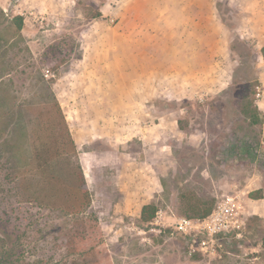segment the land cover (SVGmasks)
Masks as SVG:
<instances>
[{"label":"rangeland","instance_id":"1","mask_svg":"<svg viewBox=\"0 0 264 264\" xmlns=\"http://www.w3.org/2000/svg\"><path fill=\"white\" fill-rule=\"evenodd\" d=\"M172 6L0 0V254L7 239L23 260L47 264H264V197L248 196L264 188V37L254 4L244 18L216 0L214 21L194 15L204 25L197 35L183 34L190 13L182 20ZM95 9L102 16L89 19ZM174 59L178 68L166 67ZM46 82L75 142L87 204L75 157L57 151ZM249 103L259 123L243 113ZM46 145L49 168L35 156ZM131 162L145 182L127 179ZM154 188L149 203L164 223L237 196L243 239L203 254L176 232H144L149 220L134 207Z\"/></svg>","mask_w":264,"mask_h":264},{"label":"built area","instance_id":"2","mask_svg":"<svg viewBox=\"0 0 264 264\" xmlns=\"http://www.w3.org/2000/svg\"><path fill=\"white\" fill-rule=\"evenodd\" d=\"M147 226L148 229L143 230L144 232L160 235L170 231L180 234L187 239L190 252L216 254L220 239H243L246 221L237 196L225 195L203 217L180 216L172 223H164L161 211L156 210Z\"/></svg>","mask_w":264,"mask_h":264},{"label":"trees","instance_id":"3","mask_svg":"<svg viewBox=\"0 0 264 264\" xmlns=\"http://www.w3.org/2000/svg\"><path fill=\"white\" fill-rule=\"evenodd\" d=\"M102 16V12L100 9H95L93 10L90 15L88 16L89 19H95ZM15 19H18L17 22V27L18 29H21L22 26V17L21 16H16ZM260 52L262 54L263 60H264V45L261 46ZM46 88L49 90V94L51 95V98L53 102H51V110H53V114L59 119V121L54 125L51 124L50 128L54 132V137L57 141L62 142V147H57V151L59 153H66L68 155H73L75 157L74 163H71L73 165V171L71 172L72 176L75 178V182L78 185V189L80 190V193L82 194V197L84 199V203H89V194H88V189L86 185V179L84 172L80 166V162L78 160L77 154H76V145L74 140L72 139L71 133L69 131V128L66 124L64 114L62 112L61 106L59 102L57 101L54 93L50 90V86L48 83H44ZM249 109L246 107L243 109V113L248 114L252 118L251 122L253 123H259L261 120L258 117V111L259 108L256 105H252V103H249L247 106H249ZM54 123V122H53ZM58 128L60 131H58ZM63 137L65 139H63ZM254 144V143H253ZM252 143H248V147L245 148V150H250L252 151L254 149V145ZM49 146H42L40 149H35V156L40 160V165L41 166H48L45 168H49L52 166L51 161L48 160L51 158V154H49ZM256 150V148L254 149ZM71 151V152H70ZM67 166L70 167V162H67ZM71 170V169H70ZM249 198L252 199H257V198H262L264 197V188H259L254 191H251L248 193ZM38 200V199H36ZM57 203V201H56ZM42 205V201L39 203ZM213 206H207L206 208H203L201 211L196 212V215H193L194 217H203L207 215L211 210ZM156 211V206L154 203H148L142 206L140 215L141 218L144 220H150L154 213ZM264 221V219H262ZM2 245H4V248L2 247V251L0 254V264H47V262H43L42 260L38 261H25L21 258V256L16 253V251H13V243L8 241L7 239H1ZM238 241V240H235ZM240 241V240H239ZM262 248H264V240L262 241Z\"/></svg>","mask_w":264,"mask_h":264},{"label":"crops","instance_id":"4","mask_svg":"<svg viewBox=\"0 0 264 264\" xmlns=\"http://www.w3.org/2000/svg\"><path fill=\"white\" fill-rule=\"evenodd\" d=\"M229 1L235 3L238 6V8H240V10L242 12L244 11L245 5H247L249 3L254 4L253 9H254V13H255V18L260 21V29H258V34L260 36L264 37V0H229ZM162 3L167 4V5H173L172 7L174 9V12L177 14L181 13L183 15L182 20H188L187 15H188V13H190V20L188 22L182 21L181 30L183 31L184 35H186V34L197 35V33H198L197 29L201 30L200 26H204V25H202V23L200 22L199 19L195 18V16H194L195 14L200 13L203 15V17L205 16L206 19H210V20L214 21V15H213L214 12H210V14H209L208 9L210 7V11H213V6L215 5L216 0H162ZM203 4L209 5V6L206 8L199 6V5H203ZM243 14H244V18H245L246 15L244 12H243ZM205 34L208 35L210 33L208 31H206ZM262 45H264V43ZM191 48H192V51L193 50L198 51L197 49H195L193 47H191ZM260 54H261V52H260ZM261 58H262V61L264 62L262 54H261ZM171 61H173L174 64H173V62L170 63ZM171 61H169V63H170L169 66H166V65L165 66L169 67V68H178L177 64H179V61L177 59H174ZM162 82L166 83L165 77L160 78V83H162ZM163 90H162V92H164ZM126 143H127V141L125 142V144ZM142 144L144 145L143 147H146L145 142H143ZM118 147H121V144ZM144 150H145V148H144ZM131 164H132V166H134V169L131 168ZM124 168L127 169L126 163L124 165ZM130 169H132V173L127 174V179L131 180L132 183L136 181L138 184H140V183L145 182L147 180L145 178V176L141 174L142 172L145 171L144 168H142V169L141 168H135L134 163L131 162L130 163ZM155 192H158L157 188L156 189L155 188L154 189H148V190L142 189L141 193H140L141 196L138 200L139 205L137 207H134L135 211L138 210L140 212L142 206L145 204H148L150 202V197H153Z\"/></svg>","mask_w":264,"mask_h":264}]
</instances>
